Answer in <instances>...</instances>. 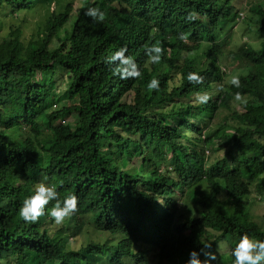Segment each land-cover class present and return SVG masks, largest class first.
Instances as JSON below:
<instances>
[{"label": "trees", "instance_id": "trees-1", "mask_svg": "<svg viewBox=\"0 0 264 264\" xmlns=\"http://www.w3.org/2000/svg\"><path fill=\"white\" fill-rule=\"evenodd\" d=\"M52 1L0 0V14L34 17L37 4ZM134 1L84 0L69 30L74 6L64 2L29 39L24 24L0 43V264H186L193 250L200 260L214 253L216 264H232L230 249L241 234L264 240V225L252 219L248 204L251 196L264 200V1L253 5L258 47L242 52L248 72L239 88L223 87L214 39H205L214 43L207 48L180 41L170 53L162 45L167 33L151 29L152 19L165 15L166 29L191 20L205 37L201 17L222 3L215 14L228 20L227 0H182L177 9L171 7L179 0H140L137 11ZM88 7L102 10L104 19L93 22L84 15ZM157 41L163 52L153 64L145 48ZM121 47L137 62L140 78L120 79L106 63ZM198 50L202 56L189 55ZM59 70L68 75L70 103L54 110ZM189 72L202 82L189 83ZM153 77L158 90L147 88ZM198 93H207L206 103ZM236 93L248 98L242 111L232 106ZM167 104L172 109H161ZM225 111L233 132L218 137L219 125L205 137L203 130ZM216 138L228 146L223 157L199 155L201 143L217 151ZM46 173L61 202L77 197L76 214L58 229L47 215L36 223L18 215ZM190 175L210 188L198 191L197 215L181 213L186 188L177 192L173 183ZM225 180L230 185L220 187ZM85 229L89 238L78 250L68 245ZM90 229L124 238L111 244L93 239ZM224 242L230 249L221 254Z\"/></svg>", "mask_w": 264, "mask_h": 264}, {"label": "clouds", "instance_id": "clouds-1", "mask_svg": "<svg viewBox=\"0 0 264 264\" xmlns=\"http://www.w3.org/2000/svg\"><path fill=\"white\" fill-rule=\"evenodd\" d=\"M244 0H227L228 5L227 8L230 11L229 19L224 20L222 13L216 15L215 12L223 11L224 5L221 3L217 9L209 8L210 11L206 16L201 17V21L205 25L206 36L199 33H195L197 30V26L194 21L189 20L186 24H176L171 25L169 28H165L163 21L165 15H160L157 19H152L151 21V29L155 33H159L162 35L164 32L167 33L165 40L162 45L167 47V50L171 53L172 46L179 45V42L182 41L189 46L195 47L199 45H203V48L211 47L214 43L210 41H206L205 39L215 40V45L219 49V66L221 69V58H226L231 55V58L234 63H239L241 67L247 69L245 64L242 63V52L244 51L246 46H252L254 48L258 47L257 43H249L245 42L243 47L235 50H227V47H224L227 42H225L228 37L231 35V30H233L234 25H239L240 22H245L247 34L253 38H257V35L254 31V24L257 25V21H255V13H253V5L257 2H263L264 0L253 2L249 0L245 3V7H242V2ZM135 11L142 9L141 1L135 0ZM182 0L172 3L171 9L182 8ZM248 4V9L246 10V5ZM211 12V13H210ZM251 14L254 15V20H252ZM84 15L90 17L93 22H101L104 19V12L96 7H88ZM215 15V16H214ZM234 31V30H233ZM225 42V43H224ZM172 45V46H171ZM126 47H121L115 51V53L106 58V63L109 64L112 70L119 76L120 79H128V78H140L142 72L137 65V62L132 59L130 55H126L127 52ZM163 49L160 45V42L157 41L145 48V56L147 57V61L150 63H159L161 60V54ZM203 54V50H198L190 53L189 55L192 57H200ZM247 74V73H246ZM245 75V74H243ZM186 79L189 83L200 84L202 82L203 77H201L198 73L189 72L186 76ZM229 83L231 86L239 88L240 80L237 76H232ZM147 88L149 90H158L159 89V81L153 77L147 83ZM197 99L200 103H206L208 100L207 93L197 94ZM235 99H240V94L236 93ZM200 149V148H199ZM209 150L202 152L199 151V155H205L208 159L209 156L206 155ZM212 151V149H211ZM217 152V151H215ZM214 151L210 152L213 154ZM216 160V159H215ZM214 160V161H215ZM47 164V158H43L42 167L45 168ZM55 175V174H54ZM222 182H220V187H222ZM227 186L230 185L229 180H225ZM174 184H179L176 188V191H180L181 189L186 188L185 195L181 198L180 208H183L184 204L193 203L194 211L197 215V207H196V198L198 197V191H210V188L207 185L205 180H198L196 175L188 176V181L183 183L181 178H175ZM58 191L56 189V185L53 184L50 180V176L48 173L42 177V179L37 183L35 192L33 195L26 197L21 206L18 209V215L25 221L30 223L38 222L39 218L42 216H49L51 220L55 224H61L64 220H69L68 217L76 214L77 208V197L75 195H70L65 197L63 202L58 199ZM180 195V192H179ZM50 202L51 206L47 207ZM189 215V214H188ZM191 215V214H190ZM112 236L121 235V239L117 237L118 244L124 236L119 233H107ZM204 247H209V244H203ZM231 256L233 257L232 264H264V240L256 239L251 237L248 233H243L239 237L238 241L235 243V246L230 249ZM205 259H199V253L195 250L189 253V259L186 261V264H216L217 258L214 253H205ZM173 264V263H169ZM180 264V261L178 262Z\"/></svg>", "mask_w": 264, "mask_h": 264}, {"label": "rangeland", "instance_id": "rangeland-1", "mask_svg": "<svg viewBox=\"0 0 264 264\" xmlns=\"http://www.w3.org/2000/svg\"><path fill=\"white\" fill-rule=\"evenodd\" d=\"M37 1V0H34ZM84 0H53L50 4H37V14L34 17L29 16H23L20 14H16L14 16H7L4 15L3 13L0 14L1 17V22H0V43L4 38H6L9 34V31L11 27H16L19 25H24V32H25V37L26 39H29L35 29H37L39 26H41L48 15L51 13L52 10L57 9L62 3H71L74 6V11L72 13V20L70 23H67L66 27L69 30L70 25L74 22L75 16H76V10L78 7H80L81 3ZM249 0H244L242 2V7H245V3H247ZM253 2L261 1V0H252ZM248 4L246 5V10L248 9ZM252 20H254V15L251 14ZM248 27L246 26L245 22H240L239 25H234L233 30L230 29L231 35L228 37V39L225 41L227 44L224 45V47H227V50H238L241 47H243L245 42L249 43H257L258 38H253L250 35L247 34V29ZM59 33L61 35H64V29H60ZM224 42V43H225ZM222 65H221V75L223 79V87H227L230 85L229 81L232 76H237L240 78L243 74H246L248 71L241 67L239 63H234L231 55H229L226 58H221L220 59ZM68 75L66 72L59 70L58 76L56 78V81L54 82V88H55V93H56V102L54 104V110L60 109L61 107L67 105L70 103L69 97L67 98L66 94V89L68 87ZM219 88H217V91ZM248 98L247 97H240L239 100L235 99L232 102V106L234 109L237 110H243L244 104L247 102ZM161 109H164L165 111L172 109V105L167 104L161 106ZM231 121V116L228 114V111L218 113L215 118L214 122H211L210 129L206 128L203 130L204 136L207 137L209 132H213L214 127H219L221 126L220 131L218 133V137L222 136L224 133L230 134L233 132V129H230L228 126V123ZM217 122H220L219 124ZM170 123L176 126V123L174 122V119H170ZM233 124V123H231ZM70 138V135L67 137ZM220 141L217 140L216 138V148L217 152H214L213 154H210L212 146L209 144L206 145L205 143H201L199 145V148L202 152L206 150H209L206 152L209 156L210 161H214L215 159L222 158L225 152L228 150V146H220ZM226 182H222V185H226ZM225 189H223V192ZM254 194H258L256 191H254ZM248 204L251 206V214H252V219H254L256 222H258L260 225H264V200L262 202L252 198H248ZM181 213L184 214H195L194 211V204L193 203H188L184 204L183 208H180ZM60 226V224H57V229ZM88 230L85 229L82 234H80L77 238L74 237H69V243L68 245H71L74 249H79L85 242V239H88ZM93 239H102V241H108L111 244H115L118 242L116 239L119 237L121 239V235H115L112 236L107 233H102V232H97L93 229H90V234H89ZM230 245L227 242L221 243L220 249H221V254H226L227 251H229L230 248H228ZM185 258V257H184ZM184 260V259H183ZM108 264V263H104Z\"/></svg>", "mask_w": 264, "mask_h": 264}]
</instances>
